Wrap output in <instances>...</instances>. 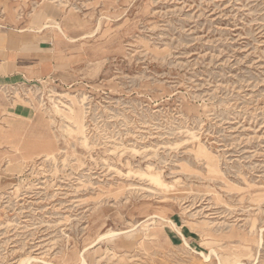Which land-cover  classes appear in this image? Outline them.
Returning a JSON list of instances; mask_svg holds the SVG:
<instances>
[{
    "label": "rangeland",
    "instance_id": "obj_1",
    "mask_svg": "<svg viewBox=\"0 0 264 264\" xmlns=\"http://www.w3.org/2000/svg\"><path fill=\"white\" fill-rule=\"evenodd\" d=\"M12 37L0 264H264V0H0Z\"/></svg>",
    "mask_w": 264,
    "mask_h": 264
},
{
    "label": "crops",
    "instance_id": "obj_2",
    "mask_svg": "<svg viewBox=\"0 0 264 264\" xmlns=\"http://www.w3.org/2000/svg\"><path fill=\"white\" fill-rule=\"evenodd\" d=\"M18 41L16 37L10 38L7 48L3 51L0 48V73L6 74H22L24 76L39 77L44 72L43 61L47 60L42 56H39V52L31 51L25 57H18L16 47ZM26 59V61L24 60Z\"/></svg>",
    "mask_w": 264,
    "mask_h": 264
},
{
    "label": "bare ground",
    "instance_id": "obj_3",
    "mask_svg": "<svg viewBox=\"0 0 264 264\" xmlns=\"http://www.w3.org/2000/svg\"><path fill=\"white\" fill-rule=\"evenodd\" d=\"M49 24H47L46 26L48 27ZM65 103V102H64ZM157 216V215H156ZM174 221V220H173ZM175 227V226H174ZM120 233V232H119ZM117 232H109L108 234H105L104 236H115L117 234H119ZM102 238V237H101ZM208 257V256H207ZM38 258V257H37ZM36 257L33 256H29L27 258H25L24 260H22V264H29L31 261H36L37 260ZM40 259V258H39ZM41 260V259H40ZM44 262V261H43ZM80 264H86V260L84 258H82Z\"/></svg>",
    "mask_w": 264,
    "mask_h": 264
}]
</instances>
